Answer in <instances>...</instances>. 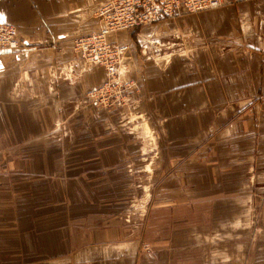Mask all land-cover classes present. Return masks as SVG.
Here are the masks:
<instances>
[{
	"label": "crops",
	"instance_id": "obj_1",
	"mask_svg": "<svg viewBox=\"0 0 264 264\" xmlns=\"http://www.w3.org/2000/svg\"><path fill=\"white\" fill-rule=\"evenodd\" d=\"M104 1L0 0V22L23 36L0 53V264H131L135 245L109 242L125 238L118 208L145 167L158 255L142 264L248 263L250 202L264 193V7L232 0L111 36L130 46L135 83L116 111L89 98L106 70L73 50Z\"/></svg>",
	"mask_w": 264,
	"mask_h": 264
},
{
	"label": "built area",
	"instance_id": "obj_2",
	"mask_svg": "<svg viewBox=\"0 0 264 264\" xmlns=\"http://www.w3.org/2000/svg\"><path fill=\"white\" fill-rule=\"evenodd\" d=\"M255 12L264 7V0H248ZM232 0H106L97 8L95 15L100 29L90 35L73 40V50L89 66L103 67L106 80L89 93V98L108 110L126 107L129 93L135 86L125 79L130 46L114 43L110 37L127 32L139 34L146 28L156 27L164 22H174L185 15L200 14L207 10L231 5ZM19 28L15 24L0 22V53L21 49ZM152 44L158 40L148 39Z\"/></svg>",
	"mask_w": 264,
	"mask_h": 264
},
{
	"label": "rangeland",
	"instance_id": "obj_3",
	"mask_svg": "<svg viewBox=\"0 0 264 264\" xmlns=\"http://www.w3.org/2000/svg\"><path fill=\"white\" fill-rule=\"evenodd\" d=\"M20 34V31H19ZM20 42L23 39L22 35H19ZM22 45V43H21ZM102 106V105H101ZM104 107V106H103ZM127 107H116V111L119 109H123ZM144 157L147 156L144 154ZM150 159H148L149 161ZM153 170H149L147 167L141 171L140 176H138L139 180L134 186H131L132 191L129 193H135L132 196L129 194L123 201H121V207L118 208L120 211H124V219L120 220V223H115L116 227H120L123 229L121 233L125 235V238L122 240L111 241L109 244H121L126 242H131L135 246L129 247V252L127 255V259L131 264H142L146 261L155 258L158 255L157 248L155 249L153 246V237L156 233L153 231V217H152V192L155 185H152L151 181L155 179V176L152 175ZM144 173V174H143ZM163 177L167 175L166 168L163 169ZM162 177V178H163ZM136 185V186H135ZM134 189V190H133ZM113 202V201H111ZM250 205L253 206L254 210H256L257 215L252 220L253 225V237L252 245L250 247L249 253L251 256V261L244 264H264V193L261 191V194H257L254 197ZM114 214V212H112ZM151 213V214H150ZM110 214V213H109ZM113 214H110L108 217L105 215L103 216H96L95 225L97 227L101 226H113L111 223V218L114 219ZM150 214V215H149ZM117 218V217H116ZM146 224V226H145ZM143 225V226H142ZM79 230L77 229L75 233V238L77 239V235L81 238L80 240H86L88 237L87 228ZM75 241V240H74ZM77 242V241H76ZM88 245H84L82 247H71V254L79 253V256L82 254H87ZM24 252L23 255L27 257L29 254L35 255L36 249L33 247L32 251L27 252L26 256L25 250L29 251V248H23ZM30 255V256H31ZM116 255V254H115ZM110 257L108 262L116 261L123 259V256L119 253L116 256ZM82 257V256H81ZM82 262H75L76 264H89L88 260L83 256ZM52 260V259H50ZM29 264V263H27ZM38 264H48L45 261L39 262ZM66 264V263H65ZM109 264V263H108ZM117 264V263H113Z\"/></svg>",
	"mask_w": 264,
	"mask_h": 264
},
{
	"label": "bare ground",
	"instance_id": "obj_4",
	"mask_svg": "<svg viewBox=\"0 0 264 264\" xmlns=\"http://www.w3.org/2000/svg\"><path fill=\"white\" fill-rule=\"evenodd\" d=\"M61 74V73H60ZM66 262H60V261H56V262H54V263H52V264H65ZM66 264H69V263H66Z\"/></svg>",
	"mask_w": 264,
	"mask_h": 264
},
{
	"label": "water",
	"instance_id": "obj_5",
	"mask_svg": "<svg viewBox=\"0 0 264 264\" xmlns=\"http://www.w3.org/2000/svg\"><path fill=\"white\" fill-rule=\"evenodd\" d=\"M132 55V54H131Z\"/></svg>",
	"mask_w": 264,
	"mask_h": 264
}]
</instances>
